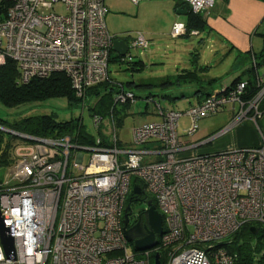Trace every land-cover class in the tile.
Listing matches in <instances>:
<instances>
[{
    "label": "built area",
    "instance_id": "built-area-1",
    "mask_svg": "<svg viewBox=\"0 0 264 264\" xmlns=\"http://www.w3.org/2000/svg\"><path fill=\"white\" fill-rule=\"evenodd\" d=\"M178 1L202 15L215 4ZM56 2L67 14L53 10ZM106 14L104 0H0V65L6 58L14 60L22 82L63 72L83 99L87 88L108 77L114 36L107 30ZM184 33L185 23L174 22L170 35ZM130 44L145 48L148 42L136 32ZM126 59L132 57H121ZM252 64L256 66L253 58ZM246 85L240 80L221 86L185 111L156 105L160 120L132 129L133 144H152L149 148L123 146L114 118L99 114L92 116L99 131L92 145H79L69 134H19L28 141L14 146L12 177L0 181V216L13 239V257L0 239V264H150L158 251L163 264H236L223 246L230 235L244 224L264 233V140L218 152L182 153L244 119L258 124L264 115V76L256 75L257 90L247 101ZM136 99L122 87L114 95L116 104ZM227 105L233 111L238 105V110L213 138L194 145L181 141L180 117L188 116L186 134L192 136L201 118ZM133 185L144 190V195L132 193L135 199L150 200L148 191L162 215V232L149 249H135L124 232L125 207L130 206L126 198ZM147 228L144 221L142 230Z\"/></svg>",
    "mask_w": 264,
    "mask_h": 264
},
{
    "label": "rangeland",
    "instance_id": "rangeland-1",
    "mask_svg": "<svg viewBox=\"0 0 264 264\" xmlns=\"http://www.w3.org/2000/svg\"><path fill=\"white\" fill-rule=\"evenodd\" d=\"M172 0H143L133 3L130 0H104L107 8L105 17L108 32L113 36H118L126 40L128 50L126 55H130L132 60L140 59L143 64L138 70H133L129 64L117 61L118 53L111 51L108 62V75L112 81L122 82H148L157 83L165 77H173L180 73L182 69H196L197 66H206V69L200 72L208 77H216V84H220L229 74V68L234 61V56L227 58V50L217 44L216 37L206 36L201 32L197 35H179L173 37L167 30L169 13L168 4ZM53 10L60 14H67L62 3L53 4ZM171 14V12H170ZM183 16L181 15V18ZM136 32H141L148 41L145 48L131 47V40L135 37ZM260 37H256L254 44ZM215 40V41H214ZM5 42V41H4ZM255 46V52L261 48ZM259 49V50H258ZM114 57V59H112ZM127 60V59H126ZM190 88L182 86L162 90L166 93L182 92L185 96L169 99L157 97L154 99L163 110L185 111L189 104H192ZM136 95L141 96L143 93L138 88H133ZM172 95V94H171ZM156 102L146 103L143 98L138 97L134 104L124 106L117 104L116 109L120 112V123L117 127L119 140L125 147L145 148L143 145L133 144L132 129L134 126L151 121H157L155 114ZM90 100L83 99L82 103L70 106L65 98H52L40 103H32L20 106L17 109L8 110L0 105V116L12 118L19 112H25L28 115L54 113L58 121L82 119L86 129L96 134L93 119L89 107ZM227 105L213 116L201 118L198 121L197 131L194 135H187V126L189 118L187 115L180 117L177 126V133L181 141L186 144H199L207 139L213 138L218 132L226 127L232 120L234 113ZM238 105H235V111ZM10 112V113H8ZM258 124L254 123L252 132L244 124H237L229 132L215 137L208 143L199 144L189 149L193 152L201 151L202 153L218 152L229 148L230 146L247 145L251 139H254V145L264 140V116L258 119ZM8 132V131H7ZM10 133V132H9ZM17 141H13L6 163L0 167V181H8L13 174L15 165V156L13 149ZM204 151V152H203ZM87 160V154H84V162ZM132 189L130 188V192ZM151 196L148 191L146 192ZM129 197V194L127 198ZM147 207V200H138L130 202V222H133L137 214L144 211Z\"/></svg>",
    "mask_w": 264,
    "mask_h": 264
},
{
    "label": "trees",
    "instance_id": "trees-1",
    "mask_svg": "<svg viewBox=\"0 0 264 264\" xmlns=\"http://www.w3.org/2000/svg\"><path fill=\"white\" fill-rule=\"evenodd\" d=\"M205 26L206 20L204 15L193 13L188 8L184 34L190 35V32L193 30L201 31ZM118 57L120 58L117 61L129 64L133 70H138L143 64L139 59H131L129 61L121 60V56ZM251 58L256 61V66L254 67L251 63L250 69L256 71L257 67L264 65V47H262L259 53H252ZM112 59H114V57ZM204 68L206 69V66L203 67L199 65L196 69L192 70L185 68L173 77L167 76L159 80L157 83L128 81L125 85L122 82L112 81L108 75L106 80L87 88L84 98L90 100V103L87 106L90 109L91 116L94 114H99L105 117L112 116L115 120L116 127H118L121 117L119 116L120 112L116 109L117 104L114 102V95L120 91L121 87L133 91V88L141 90L145 87L149 88L150 86L163 87L182 85L191 82L200 83L202 80V73L200 71ZM240 80V77L237 76L230 84L233 85ZM216 81L217 79H213L206 82L207 84H211ZM246 82L245 95L243 96L245 101L251 99L257 90L255 79L248 78ZM210 89L211 87L207 88L205 91L206 95L210 94ZM155 95L157 94L147 92L145 98L138 95H136V98H143L146 103L153 101L156 102L153 98ZM162 96L170 98L169 94L163 93ZM52 98H65L70 106H77L82 103L84 99L75 95L68 76L63 72L56 71L47 77H34L27 82H22L20 80L17 64L14 60L6 58L4 63L0 65V105L8 110H13L26 104L40 103ZM148 98L151 101H146ZM122 105L127 107L132 104L126 102ZM156 105H158L157 102ZM159 108L162 109L161 106H159ZM156 114L158 113L156 112ZM0 126L13 131L9 133L6 130L0 129V167L7 162L6 159L9 155V149L13 141H17L16 144L21 141H28L25 138H22L19 134L33 137H53L62 134H69L72 136V140L75 143L87 146L95 144V135L99 133L98 130H95V135L90 133L86 129L81 118L68 121H58L54 113L28 115L25 112H19L12 118L0 116ZM101 138L103 143H105V137L101 136ZM152 146V144H146L145 148ZM132 182L136 183L137 180L132 179ZM146 196L152 201V203H155L151 196L147 194ZM132 201H135V196H133L132 193H129V197L126 198V204L130 205V202ZM250 227L249 224H244L223 243L225 250L233 255L236 264H264V233L259 229L256 234H253L250 231ZM154 254L151 255L150 264H153ZM158 255L160 264H163V253L158 251Z\"/></svg>",
    "mask_w": 264,
    "mask_h": 264
},
{
    "label": "crops",
    "instance_id": "crops-1",
    "mask_svg": "<svg viewBox=\"0 0 264 264\" xmlns=\"http://www.w3.org/2000/svg\"><path fill=\"white\" fill-rule=\"evenodd\" d=\"M182 5L183 3H181L180 1L172 0L170 4H168L167 6V10L169 13L167 30L169 31V34L171 32V27L174 22L180 21L185 23L186 21L187 14L182 15L177 12V10L179 9L181 10ZM181 15L183 16L182 18ZM204 17L206 20L205 28L202 29L201 31L194 30L193 32H190V35H197L203 32L206 38L216 37L217 38L216 43L218 45L220 44L223 49L227 50V58L234 56V61L232 62L229 71L227 73L229 74L228 77L221 80L222 82L220 84H216L218 81L216 77H208L207 75H204V73L202 72V80L200 83L191 82L176 86H163V87L150 86L149 88L145 87L144 89L140 90L143 93L141 95L142 97L145 98L147 92L148 93L152 92L157 94L153 96L154 99L156 98V96L163 97L162 96L163 93L169 94L170 100L174 98H179L181 96H185V94L182 92L166 93L162 90L169 89L172 87L178 89L181 88L182 86H186L191 89L190 94L193 97L192 104H189L188 105L189 107L191 105H195L200 101H202L206 96L205 91L209 87H211L210 91L215 90L217 88H220L221 86L230 84L231 81L237 76H239L241 80H247L248 78L254 80L257 74L259 76H264V65L257 67L256 71L254 69H250V65L252 63L251 62L252 53H259L262 47H264V0H215V4L212 10L209 12V14L204 15ZM257 36L260 37V39H258V42L255 41L256 42L255 45L254 40ZM257 44H259L260 47L259 46L258 47L261 49L260 50L258 49L259 51L255 52L254 48L255 46H257ZM213 79H217V81L214 83L212 82L211 84L209 83L207 84L206 81ZM157 104L159 105V103ZM228 110L232 111L235 115L234 112L235 110L233 111L231 107H229ZM156 117H157L156 120L159 121L160 116L156 114ZM237 124L240 125L244 124V126L249 128L251 132L252 129L254 128V123L249 119H244ZM236 125H234L233 127H235ZM198 128H200V126ZM244 146H254V139H251L250 143L248 145L246 143V145ZM244 146L240 145L239 147H244ZM192 153L193 151L188 150L183 152L182 155L188 156L191 155ZM195 153H202V152L196 151Z\"/></svg>",
    "mask_w": 264,
    "mask_h": 264
},
{
    "label": "water",
    "instance_id": "water-1",
    "mask_svg": "<svg viewBox=\"0 0 264 264\" xmlns=\"http://www.w3.org/2000/svg\"><path fill=\"white\" fill-rule=\"evenodd\" d=\"M177 12L182 15H186L188 12L187 6L183 4L181 10L179 9L177 10ZM127 50L128 46L126 40L118 37L113 39L112 51L118 53L119 56H124L127 53ZM0 129L11 132V130H8L1 126ZM132 193L136 196L141 194L144 195V190L138 185H133ZM130 213V206L127 205L125 207L123 223L124 232L128 240L133 243L135 249L137 250L152 248L156 243V236L162 232V215L156 209L155 205L150 200H148L147 208L141 213L142 215H144L148 228L146 230H142L139 221L128 227ZM257 230V226L250 227V231L253 234H256ZM7 231L8 228L4 226L2 218L0 216V239L7 255L12 256L11 252L13 251V239L7 234ZM153 264H160L158 253L154 254Z\"/></svg>",
    "mask_w": 264,
    "mask_h": 264
},
{
    "label": "flooded vegetation",
    "instance_id": "flooded-vegetation-1",
    "mask_svg": "<svg viewBox=\"0 0 264 264\" xmlns=\"http://www.w3.org/2000/svg\"><path fill=\"white\" fill-rule=\"evenodd\" d=\"M142 212H140L139 214H137V216L135 217L134 221L133 222H130V215H129V223H128V227L133 225L134 223H136L137 221L140 222V225L142 227V225H144V221H145V218H144V215L141 214Z\"/></svg>",
    "mask_w": 264,
    "mask_h": 264
},
{
    "label": "clouds",
    "instance_id": "clouds-1",
    "mask_svg": "<svg viewBox=\"0 0 264 264\" xmlns=\"http://www.w3.org/2000/svg\"><path fill=\"white\" fill-rule=\"evenodd\" d=\"M187 10H188V7H187ZM114 38H116V37H114ZM126 55V54H125ZM122 57V56H121Z\"/></svg>",
    "mask_w": 264,
    "mask_h": 264
}]
</instances>
